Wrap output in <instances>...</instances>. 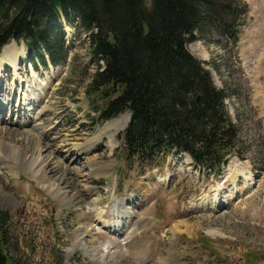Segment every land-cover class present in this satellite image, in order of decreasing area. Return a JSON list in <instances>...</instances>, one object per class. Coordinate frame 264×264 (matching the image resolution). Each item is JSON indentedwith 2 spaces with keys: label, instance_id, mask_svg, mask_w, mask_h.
Returning <instances> with one entry per match:
<instances>
[{
  "label": "rangeland",
  "instance_id": "1",
  "mask_svg": "<svg viewBox=\"0 0 264 264\" xmlns=\"http://www.w3.org/2000/svg\"><path fill=\"white\" fill-rule=\"evenodd\" d=\"M240 2L237 42L203 27L187 44L226 91L241 139L218 175L179 152L158 168L125 161L129 113L99 118L86 90L103 60L75 14L54 20L67 50L56 66H35L23 41L0 49L4 253L21 264H264V0Z\"/></svg>",
  "mask_w": 264,
  "mask_h": 264
},
{
  "label": "trees",
  "instance_id": "2",
  "mask_svg": "<svg viewBox=\"0 0 264 264\" xmlns=\"http://www.w3.org/2000/svg\"><path fill=\"white\" fill-rule=\"evenodd\" d=\"M240 7V0H0V49L24 40L35 66L60 64L67 50L54 20L75 14L90 34L93 56L103 60L86 90L99 118L130 114L122 139L125 161L160 165L179 150L196 166L218 171L241 139L224 110L226 91L211 82L187 44L203 27L237 42L245 11ZM6 219L0 209V251ZM7 264L21 262L7 255Z\"/></svg>",
  "mask_w": 264,
  "mask_h": 264
},
{
  "label": "bare ground",
  "instance_id": "3",
  "mask_svg": "<svg viewBox=\"0 0 264 264\" xmlns=\"http://www.w3.org/2000/svg\"><path fill=\"white\" fill-rule=\"evenodd\" d=\"M11 53H12V50L11 49H9V51H8V48H6V50H5V54H9V55H11ZM11 62H13V61H10V63ZM14 63V62H13ZM1 76V75H0ZM19 109V108H18ZM122 119V118H121ZM29 122V121H28ZM116 122H120L121 123V120H117ZM2 142V141H1ZM1 145V144H0ZM2 149V148H1ZM41 151V150H40ZM40 154V153H39ZM39 156V155H38ZM28 158V157H27ZM26 159V158H25ZM43 163H44V161H41V160H39V158H36L35 156H33V157H31L30 158V160L28 161V167L29 166H33L36 170H38V172H41L42 171V167H43ZM33 168V169H34ZM44 172V173H43ZM43 172H41V173H43V178H45L46 177V172L45 171H43ZM47 178V177H46ZM45 178V179H46ZM115 211H117V215H116V220H115V222L117 223V224H119L120 222H128V217L130 216V215H128L127 213H125V211L123 210V209H121V208H117V209H115ZM114 223V222H113ZM122 224V223H121ZM127 224V223H126ZM116 224H114V226H115ZM118 228V227H117ZM86 232H88L89 233V231H86Z\"/></svg>",
  "mask_w": 264,
  "mask_h": 264
},
{
  "label": "water",
  "instance_id": "4",
  "mask_svg": "<svg viewBox=\"0 0 264 264\" xmlns=\"http://www.w3.org/2000/svg\"><path fill=\"white\" fill-rule=\"evenodd\" d=\"M7 262V256L4 254V252L0 251V264H6Z\"/></svg>",
  "mask_w": 264,
  "mask_h": 264
}]
</instances>
